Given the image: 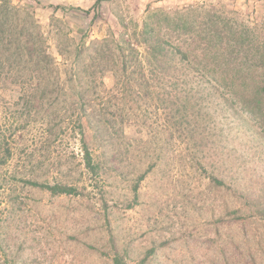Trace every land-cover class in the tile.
I'll use <instances>...</instances> for the list:
<instances>
[{
  "label": "rangeland",
  "instance_id": "374dc122",
  "mask_svg": "<svg viewBox=\"0 0 264 264\" xmlns=\"http://www.w3.org/2000/svg\"><path fill=\"white\" fill-rule=\"evenodd\" d=\"M9 1L35 15L63 79L73 59L66 46L124 34L141 42L149 10L205 6L264 40V0ZM94 66L105 84L97 83L91 102L110 126L86 125L104 166L96 176L71 131V98L58 89L25 100L12 77L0 80V134L16 148L0 164V264H264V140L256 121L210 89L166 95L165 109L145 112L139 67L121 72L118 56ZM29 176L82 193L54 195L26 183Z\"/></svg>",
  "mask_w": 264,
  "mask_h": 264
},
{
  "label": "trees",
  "instance_id": "16d2710c",
  "mask_svg": "<svg viewBox=\"0 0 264 264\" xmlns=\"http://www.w3.org/2000/svg\"><path fill=\"white\" fill-rule=\"evenodd\" d=\"M108 1L111 0H96L94 6ZM164 23L167 26H162ZM39 26L35 15L9 0H0V80L4 74L12 77L25 100L38 93L44 99L58 89L71 98L70 119L77 125L71 131L80 136L82 165L90 175L100 174L104 166L87 139L86 125L97 132L110 131L91 102V92L97 83L105 84L95 75L94 64L99 61L105 67L110 66L117 56L121 72L128 74L134 65L139 67L141 75L136 80L140 81V89L145 85V112L150 107L165 109L169 101L166 95H191L196 89H210L234 113L238 112L231 103L241 106L259 125L258 134L264 140V40L256 28L223 13L213 14L205 6L186 7L173 13L149 10L141 42H134L124 34L90 42L83 37L76 45L66 46L73 59L66 66L71 72L63 79L53 73L59 63ZM139 43L145 45L144 52ZM124 79L116 76V84L119 80L125 82ZM15 155L16 148L7 134L1 132L0 164H7ZM23 179L54 195L82 193L79 187L67 183L41 182L32 176ZM134 190L137 193L138 185ZM123 259L120 254L116 257L119 263Z\"/></svg>",
  "mask_w": 264,
  "mask_h": 264
}]
</instances>
